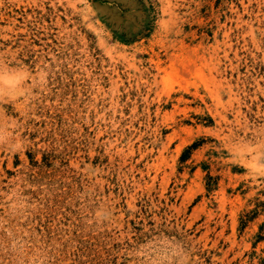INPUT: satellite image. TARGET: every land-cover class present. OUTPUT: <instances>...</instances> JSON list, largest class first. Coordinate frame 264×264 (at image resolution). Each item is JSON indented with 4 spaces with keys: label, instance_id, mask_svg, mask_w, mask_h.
<instances>
[{
    "label": "rangeland",
    "instance_id": "obj_1",
    "mask_svg": "<svg viewBox=\"0 0 264 264\" xmlns=\"http://www.w3.org/2000/svg\"><path fill=\"white\" fill-rule=\"evenodd\" d=\"M0 61V264H264V0H0Z\"/></svg>",
    "mask_w": 264,
    "mask_h": 264
},
{
    "label": "clouds",
    "instance_id": "obj_2",
    "mask_svg": "<svg viewBox=\"0 0 264 264\" xmlns=\"http://www.w3.org/2000/svg\"><path fill=\"white\" fill-rule=\"evenodd\" d=\"M34 79L27 66L14 67L8 63L0 61V100L6 102H16L19 97L26 96L29 89L25 88V83ZM40 86L46 84V76L41 74L38 81ZM18 110L27 114L30 109L27 103L18 104ZM18 123L15 119L3 110H0V146L8 151H21L25 146V141L16 133ZM247 149L245 146L237 145L234 148V154L239 158L245 155ZM262 159H264V145L260 149Z\"/></svg>",
    "mask_w": 264,
    "mask_h": 264
}]
</instances>
